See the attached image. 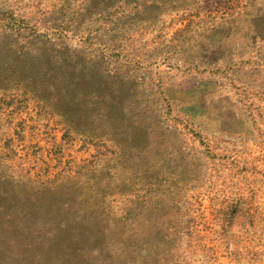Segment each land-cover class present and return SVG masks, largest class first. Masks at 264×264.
Here are the masks:
<instances>
[{
	"label": "rangeland",
	"instance_id": "374dc122",
	"mask_svg": "<svg viewBox=\"0 0 264 264\" xmlns=\"http://www.w3.org/2000/svg\"><path fill=\"white\" fill-rule=\"evenodd\" d=\"M0 264H264V0H0Z\"/></svg>",
	"mask_w": 264,
	"mask_h": 264
},
{
	"label": "trees",
	"instance_id": "16d2710c",
	"mask_svg": "<svg viewBox=\"0 0 264 264\" xmlns=\"http://www.w3.org/2000/svg\"><path fill=\"white\" fill-rule=\"evenodd\" d=\"M118 5L114 6V11H112L110 14H114L116 12V8ZM72 79L75 83L74 86L83 84V80L86 79V77L82 74V71L80 69H77L75 72L71 74L69 77V80Z\"/></svg>",
	"mask_w": 264,
	"mask_h": 264
}]
</instances>
